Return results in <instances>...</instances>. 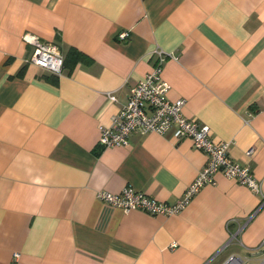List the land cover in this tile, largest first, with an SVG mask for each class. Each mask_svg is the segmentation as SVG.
Instances as JSON below:
<instances>
[{"label": "crops", "instance_id": "obj_1", "mask_svg": "<svg viewBox=\"0 0 264 264\" xmlns=\"http://www.w3.org/2000/svg\"><path fill=\"white\" fill-rule=\"evenodd\" d=\"M24 34L59 49L61 76L25 62ZM156 48L173 57L166 99L227 144L261 195L217 172L171 216L96 200L132 187L171 204L206 164L170 133L98 144ZM262 197L264 0H0V264H244L264 256Z\"/></svg>", "mask_w": 264, "mask_h": 264}, {"label": "built area", "instance_id": "obj_2", "mask_svg": "<svg viewBox=\"0 0 264 264\" xmlns=\"http://www.w3.org/2000/svg\"><path fill=\"white\" fill-rule=\"evenodd\" d=\"M118 38L124 41L127 33L120 34ZM22 39L33 49L32 56L25 61L27 64L57 77L62 75L64 61L56 46L41 43L30 34H24ZM151 57L153 58L151 70L129 89L126 103L111 117L109 126L99 127V146L104 149L126 147L130 136L135 133L158 135L170 133L175 140L189 139L195 149L206 155V164L183 196L171 204L157 202L132 187L123 189L119 194L98 191L96 200L123 212L141 211L152 216H171L182 211L203 186L214 184L213 176L217 172L228 179H235L254 194L261 195L259 183L249 170L228 157L227 144L214 143L209 137L208 126L186 119L181 113L183 100L171 102L166 99L169 87L162 79V70L165 61L173 57L158 48L152 51ZM108 97L115 101L112 94ZM262 199L264 202V197ZM260 247L264 251V238ZM241 263V259L230 258L225 264ZM260 264H264V256Z\"/></svg>", "mask_w": 264, "mask_h": 264}, {"label": "rangeland", "instance_id": "obj_3", "mask_svg": "<svg viewBox=\"0 0 264 264\" xmlns=\"http://www.w3.org/2000/svg\"><path fill=\"white\" fill-rule=\"evenodd\" d=\"M242 258H244L245 260L248 258L245 254H240ZM250 259L248 261L244 260V264H259L260 261L263 259V255H258L255 257H249Z\"/></svg>", "mask_w": 264, "mask_h": 264}, {"label": "trees", "instance_id": "obj_4", "mask_svg": "<svg viewBox=\"0 0 264 264\" xmlns=\"http://www.w3.org/2000/svg\"><path fill=\"white\" fill-rule=\"evenodd\" d=\"M71 55H74L77 60L81 59V54H79L78 52L71 51Z\"/></svg>", "mask_w": 264, "mask_h": 264}]
</instances>
